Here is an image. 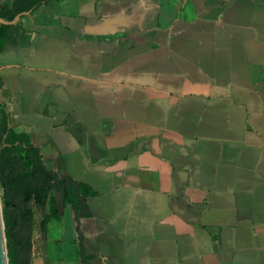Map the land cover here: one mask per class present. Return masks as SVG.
<instances>
[{
  "label": "crops",
  "instance_id": "0c3cea01",
  "mask_svg": "<svg viewBox=\"0 0 264 264\" xmlns=\"http://www.w3.org/2000/svg\"><path fill=\"white\" fill-rule=\"evenodd\" d=\"M42 7L0 52V107L96 195L31 264H83L79 242L88 264H264V0Z\"/></svg>",
  "mask_w": 264,
  "mask_h": 264
},
{
  "label": "trees",
  "instance_id": "16d2710c",
  "mask_svg": "<svg viewBox=\"0 0 264 264\" xmlns=\"http://www.w3.org/2000/svg\"><path fill=\"white\" fill-rule=\"evenodd\" d=\"M52 1L17 0L0 8V17L12 20L22 11L36 10ZM15 27L0 24V52ZM0 185L4 191L3 218L9 264H31L34 231L39 228L45 233L51 218H59L61 208L67 204L78 217L86 209V198L96 195L87 185L73 178H60L49 170L41 149L31 143L29 135L11 127L3 107H0ZM79 248L82 263L88 264L93 256L85 253L82 242Z\"/></svg>",
  "mask_w": 264,
  "mask_h": 264
},
{
  "label": "water",
  "instance_id": "95a60500",
  "mask_svg": "<svg viewBox=\"0 0 264 264\" xmlns=\"http://www.w3.org/2000/svg\"><path fill=\"white\" fill-rule=\"evenodd\" d=\"M31 11L32 10L20 13L12 20H5L0 17V24L15 25L21 17L30 15ZM0 264H9L6 237H5V223H4L3 212L1 208V202H0Z\"/></svg>",
  "mask_w": 264,
  "mask_h": 264
},
{
  "label": "rangeland",
  "instance_id": "374dc122",
  "mask_svg": "<svg viewBox=\"0 0 264 264\" xmlns=\"http://www.w3.org/2000/svg\"><path fill=\"white\" fill-rule=\"evenodd\" d=\"M13 3V0H2L0 2V8H3V7H6L8 5H11ZM42 7V6H41ZM45 7H44V4H43V7L40 9L41 11L44 10ZM28 16V15H27ZM28 21H26V25L28 24L27 23ZM14 56V57H13ZM19 55H13L11 53H6L3 55V57H1V60L0 61H7V62H12V61H18L19 60ZM4 194V191L0 185V202H1V208H2V212H3V209H4V205H3V202H2V196ZM40 219V214H38V220ZM55 222V221H54ZM54 225H51L50 227V230L51 232H55L56 234V237H59L61 238L60 236V233H61V226L60 224L58 223H53ZM67 236H69V233L67 234ZM76 236V235H75ZM57 246H55L54 249H56ZM44 264H51L50 262L47 261V259L44 261Z\"/></svg>",
  "mask_w": 264,
  "mask_h": 264
},
{
  "label": "flooded vegetation",
  "instance_id": "af4514ba",
  "mask_svg": "<svg viewBox=\"0 0 264 264\" xmlns=\"http://www.w3.org/2000/svg\"><path fill=\"white\" fill-rule=\"evenodd\" d=\"M13 2H17V0H13ZM30 10H32V11H31V14H33V12L35 11L34 9H30ZM28 11H29V10H28ZM23 12H25V11H22V12H20V13H23ZM20 13H18V14H20ZM18 14H17V15H18ZM31 14H30V15H31ZM17 15H16V16H17ZM30 15H29V16H30ZM16 16H15V17H16ZM15 17H14V18H15ZM19 23H20V21H18L15 25H18Z\"/></svg>",
  "mask_w": 264,
  "mask_h": 264
}]
</instances>
